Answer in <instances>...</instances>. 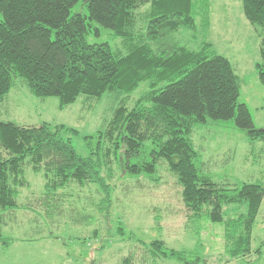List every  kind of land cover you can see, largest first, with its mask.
I'll list each match as a JSON object with an SVG mask.
<instances>
[{"label":"trees","instance_id":"1","mask_svg":"<svg viewBox=\"0 0 264 264\" xmlns=\"http://www.w3.org/2000/svg\"><path fill=\"white\" fill-rule=\"evenodd\" d=\"M79 5L88 14H74ZM242 6L260 36L255 70L264 86V0H242ZM211 9L212 0H0V103L21 80L36 97H57L61 109L80 97L109 96L113 105L104 130L84 138L87 156L73 145L79 135L74 128L0 121L2 249L15 242L2 230L6 217L22 208L18 198L29 186L27 168L44 175L39 205L53 218L61 210L59 191L72 184L97 185L109 207L111 187L102 173L111 177L115 163L127 175L157 184L166 164L182 189L189 229L200 236L206 223L221 226L230 259L256 256L254 264H264V239L253 244L264 184L216 180L204 169L193 140L197 127L229 122L251 143L264 140V128L255 126L250 108L239 102L241 77L208 41ZM100 27L121 39V46L92 43L90 37L101 36ZM182 31L199 37L200 47L180 43ZM143 83L148 90L130 106ZM146 248L154 261L204 260L199 246L175 250L154 240Z\"/></svg>","mask_w":264,"mask_h":264},{"label":"rangeland","instance_id":"2","mask_svg":"<svg viewBox=\"0 0 264 264\" xmlns=\"http://www.w3.org/2000/svg\"><path fill=\"white\" fill-rule=\"evenodd\" d=\"M73 13L86 15L88 11L79 5ZM177 39L192 48L200 47L199 37L193 40L187 32L179 33ZM90 41L107 42L113 48L122 44L121 39L113 38L103 28L101 36L90 37ZM208 41L245 80L239 102L248 105L255 126L263 129L264 86L255 70L260 60V42L244 16L242 0H212ZM147 90L148 84H141L131 95L129 105ZM111 101L109 96L100 101L80 97L61 109L57 97H36L18 80L0 103V121L74 128L79 135L72 138L73 145L87 156L89 148L84 138L104 130L112 116ZM193 140L205 163L204 169L216 180L264 184V140L251 143L232 122L197 127ZM112 166L111 177L105 170L102 173L111 187L109 207L103 205L104 194L97 185L72 184L59 191L62 212L55 210L53 218L39 205V198L45 193L44 175L27 168L29 186L21 190L18 198L22 208L6 217L2 230L5 237L15 242L9 249L0 246V264H126V260L130 264H180L165 258L152 260L146 247L154 240L175 250L193 251L199 246L204 259L200 264L256 262V256L232 260L226 255L221 226L206 223L200 236L189 229L182 189L166 164L162 165L159 184L144 175H127L118 163ZM263 239L264 203L254 232V247Z\"/></svg>","mask_w":264,"mask_h":264},{"label":"crops","instance_id":"3","mask_svg":"<svg viewBox=\"0 0 264 264\" xmlns=\"http://www.w3.org/2000/svg\"><path fill=\"white\" fill-rule=\"evenodd\" d=\"M255 29V28H254ZM255 31H256V29H255ZM256 35L258 36V38H259V42H260V36H259V33L256 31ZM234 71L236 72V74H237V71L234 69ZM238 75V74H237ZM241 79H242V81H243V84H246V82H245V80L241 77ZM242 84V85H243Z\"/></svg>","mask_w":264,"mask_h":264}]
</instances>
